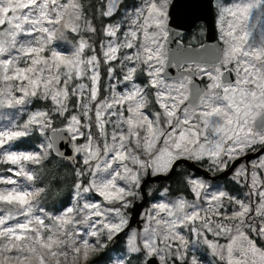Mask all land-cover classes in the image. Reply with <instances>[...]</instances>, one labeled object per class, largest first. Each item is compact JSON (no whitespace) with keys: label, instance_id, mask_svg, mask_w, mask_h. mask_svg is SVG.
<instances>
[{"label":"snow or ice","instance_id":"6c2138e0","mask_svg":"<svg viewBox=\"0 0 264 264\" xmlns=\"http://www.w3.org/2000/svg\"><path fill=\"white\" fill-rule=\"evenodd\" d=\"M0 264H264V0H0Z\"/></svg>","mask_w":264,"mask_h":264},{"label":"flooded vegetation","instance_id":"af4514ba","mask_svg":"<svg viewBox=\"0 0 264 264\" xmlns=\"http://www.w3.org/2000/svg\"><path fill=\"white\" fill-rule=\"evenodd\" d=\"M211 28H212V25L209 24V25H208V35H209V36H211ZM203 42L205 43V45H206L208 48H214V47H215V43H216V42H215L214 40H212V39H206V40H204ZM183 43H184L185 45L192 44V45H193L194 47H196V48H199V47H200V45H199L198 43H196L195 41L190 40L189 37H187V36L184 38ZM220 182L222 183L223 180H221ZM143 210H144V209H143ZM143 210H142V211H143Z\"/></svg>","mask_w":264,"mask_h":264},{"label":"water","instance_id":"95a60500","mask_svg":"<svg viewBox=\"0 0 264 264\" xmlns=\"http://www.w3.org/2000/svg\"><path fill=\"white\" fill-rule=\"evenodd\" d=\"M213 33H214V29H213V26H212V28H211V35H212ZM173 47H175V46L173 45ZM197 49H198V48H197ZM169 72H170V74L175 75L176 72H177V69H175V68L169 69ZM253 158H254V157H253ZM145 206H146V204L144 205V207H145ZM144 207L140 208L139 211L142 212V210L144 209ZM135 219H136V220H139L140 217H139V216H136Z\"/></svg>","mask_w":264,"mask_h":264},{"label":"rangeland","instance_id":"374dc122","mask_svg":"<svg viewBox=\"0 0 264 264\" xmlns=\"http://www.w3.org/2000/svg\"><path fill=\"white\" fill-rule=\"evenodd\" d=\"M146 207H148V206H146ZM146 207H145V208H146ZM143 211H144V210H143ZM143 211H142V212H143Z\"/></svg>","mask_w":264,"mask_h":264},{"label":"trees","instance_id":"16d2710c","mask_svg":"<svg viewBox=\"0 0 264 264\" xmlns=\"http://www.w3.org/2000/svg\"><path fill=\"white\" fill-rule=\"evenodd\" d=\"M168 181H165V183H167Z\"/></svg>","mask_w":264,"mask_h":264}]
</instances>
